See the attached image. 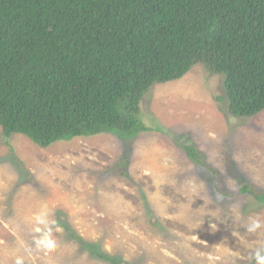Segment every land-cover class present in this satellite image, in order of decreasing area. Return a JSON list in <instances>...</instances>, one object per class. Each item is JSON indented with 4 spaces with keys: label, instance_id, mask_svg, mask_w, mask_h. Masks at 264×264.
<instances>
[{
    "label": "rangeland",
    "instance_id": "374dc122",
    "mask_svg": "<svg viewBox=\"0 0 264 264\" xmlns=\"http://www.w3.org/2000/svg\"><path fill=\"white\" fill-rule=\"evenodd\" d=\"M140 118L151 130L127 141L48 148L0 127V264H111L90 246L118 264H258L264 203L238 177L264 193V112L232 117L224 77L197 65L155 84Z\"/></svg>",
    "mask_w": 264,
    "mask_h": 264
},
{
    "label": "trees",
    "instance_id": "16d2710c",
    "mask_svg": "<svg viewBox=\"0 0 264 264\" xmlns=\"http://www.w3.org/2000/svg\"><path fill=\"white\" fill-rule=\"evenodd\" d=\"M197 65L224 77L232 117L262 114L264 0H0L6 137L40 148L102 133L130 140L151 130L140 118L151 88ZM238 180L243 194L264 203V193Z\"/></svg>",
    "mask_w": 264,
    "mask_h": 264
},
{
    "label": "clouds",
    "instance_id": "9594fccd",
    "mask_svg": "<svg viewBox=\"0 0 264 264\" xmlns=\"http://www.w3.org/2000/svg\"><path fill=\"white\" fill-rule=\"evenodd\" d=\"M259 227H260L259 222H253V224L249 230L253 231ZM256 259H257L258 264H264V256H262L259 252H257V254H256Z\"/></svg>",
    "mask_w": 264,
    "mask_h": 264
}]
</instances>
